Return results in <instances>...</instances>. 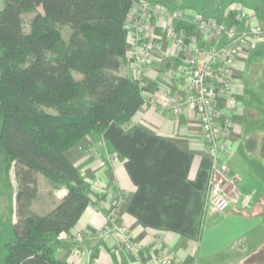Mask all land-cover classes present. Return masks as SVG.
<instances>
[{
  "label": "crops",
  "instance_id": "0c3cea01",
  "mask_svg": "<svg viewBox=\"0 0 264 264\" xmlns=\"http://www.w3.org/2000/svg\"><path fill=\"white\" fill-rule=\"evenodd\" d=\"M171 9L180 18L154 14L142 19L147 48L128 28L130 14L125 20L126 49L116 73L134 78L131 52L136 48L144 56L143 104L127 123L111 122L102 133L88 134L65 153L91 197L74 227L49 237L55 258L65 264H135L136 256L121 249L116 239L97 235L111 207L116 222L130 231L142 260L167 256L172 264H264V32L260 38L251 37L231 63L225 91L220 63L212 78L215 126L231 152L217 161L239 177L240 191L255 192L248 211L205 210L212 158L197 113L173 109L188 92L182 69L189 47L202 62L210 47L226 42L222 35L201 31L195 20L210 18L227 27L264 30V13L236 6L211 15ZM179 34L185 45L177 42ZM46 183L38 174V193L31 203L38 215L51 211L66 194L64 187ZM118 194L123 202L115 205Z\"/></svg>",
  "mask_w": 264,
  "mask_h": 264
},
{
  "label": "trees",
  "instance_id": "16d2710c",
  "mask_svg": "<svg viewBox=\"0 0 264 264\" xmlns=\"http://www.w3.org/2000/svg\"><path fill=\"white\" fill-rule=\"evenodd\" d=\"M134 1L138 0H3L0 144L17 182L14 238L5 264H65L55 258L49 237L74 227L91 202L82 175L65 153L88 134L102 133L111 122L127 123L144 102L138 80L116 73L126 49L125 20ZM247 5L260 11L264 0ZM36 7H41L43 19L36 18L31 32L25 33L21 15ZM61 26L71 32L59 51ZM38 174L53 188L66 190L43 215L31 209Z\"/></svg>",
  "mask_w": 264,
  "mask_h": 264
},
{
  "label": "built area",
  "instance_id": "2783aa9c",
  "mask_svg": "<svg viewBox=\"0 0 264 264\" xmlns=\"http://www.w3.org/2000/svg\"><path fill=\"white\" fill-rule=\"evenodd\" d=\"M172 15H176L175 12H173ZM244 16L245 13L241 12V17ZM134 28L138 27L135 25ZM198 28L201 31L222 35L226 38V42L219 48L216 46L210 47L202 62L196 59V49L189 47L190 55L182 69V74L188 79V92L183 99L174 103L173 109L179 111L183 108H187L197 113L202 139L212 158L205 210L217 214L226 211L243 213L252 207L255 192L240 191L237 186L239 177L235 174H230L229 167L226 163L217 161L219 155H228L231 152L219 139V133L215 126L218 112L214 106L216 91L212 78L214 67L220 63L221 73L224 76L221 88L225 91L230 82L228 71L231 63L237 54L245 47L248 40L251 37L260 38L264 30L260 26L227 27L210 18L199 21ZM172 33V30H167V34L170 35ZM137 35L139 36L138 41H142L140 46L147 48L149 46L148 43L143 41L147 36L146 33L139 32ZM176 40L181 45L186 44L184 42V37H177ZM131 56L134 78L137 79L142 86L146 60L136 48L131 52ZM108 160L111 161V159ZM116 196L115 205H120L123 202V197L120 194ZM114 211L115 207L109 211L108 223L98 231V237L102 239H116L121 249L136 256L135 264H172V259L167 256H158L148 261L142 260L139 253L140 249L133 242L130 231L116 222ZM76 237L80 240L82 234L78 233Z\"/></svg>",
  "mask_w": 264,
  "mask_h": 264
},
{
  "label": "rangeland",
  "instance_id": "374dc122",
  "mask_svg": "<svg viewBox=\"0 0 264 264\" xmlns=\"http://www.w3.org/2000/svg\"><path fill=\"white\" fill-rule=\"evenodd\" d=\"M244 1H245L244 3L243 2L241 3L239 2V0H161V2L156 3L153 1L150 2L148 0H138L132 3L128 11V14H130V22L128 24V28H131V30L135 32L134 36L139 37L136 35L137 33L139 32L145 33L143 26H142V19L144 17H147L149 15L152 16L155 14V15H160V16L163 15L166 17L169 16L172 19L180 18L178 12L176 11H175L176 15H172L174 9H171V8L175 6H178L179 8H183V10H181V14L182 12L184 13V11H187L188 9V10H191V11L193 10L194 12H198V13L200 12L208 13L209 12V15H211V14H214L216 10H222L224 8H228L231 6H236L237 9L240 11L254 10L252 7H250L247 4L251 2H259L260 0H244ZM2 5H3V0H0V9ZM259 12L264 13V9L260 10ZM21 18H22L24 32L30 33L32 30L31 29L32 22L36 18L40 20L43 19V11L41 7H36L32 10L23 12L21 15ZM204 19H209V18H204ZM201 20L202 18L195 20L197 22V25H198V22ZM135 25L138 28H134ZM168 27L169 28L167 27L166 28L169 31L172 30V27L170 26ZM58 31L60 35V41H61V44L59 45L60 47L58 48L60 51L62 48V45L67 42L71 29L67 26H61V27H58ZM177 37L181 38L183 37V35L179 34V36ZM53 52H56V49ZM30 58L31 57L29 56L25 60L28 61L30 60ZM143 79H144V72H143ZM46 112L55 113V111L52 109H46ZM48 183H46V185ZM16 190H17V182L14 176L13 165L11 163L10 166H8V158L5 155L1 147V144H0V264H5L4 258L8 252V245L9 243L13 241V238H14L13 237L14 235L12 232V223L15 222V206H14L13 200H14ZM97 200H99V198ZM112 208L113 207H111L109 211L112 210ZM109 211L105 216V223L103 227L105 226V224L108 223ZM79 233L82 234L81 232Z\"/></svg>",
  "mask_w": 264,
  "mask_h": 264
}]
</instances>
